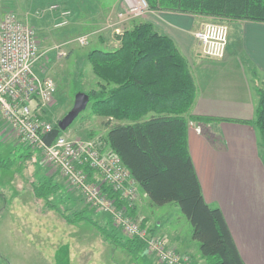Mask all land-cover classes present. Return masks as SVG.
<instances>
[{
	"label": "trees",
	"instance_id": "16d2710c",
	"mask_svg": "<svg viewBox=\"0 0 264 264\" xmlns=\"http://www.w3.org/2000/svg\"><path fill=\"white\" fill-rule=\"evenodd\" d=\"M147 2L154 10L201 14L225 21L264 22V0ZM60 11L59 8L52 13L60 15ZM115 37L118 41L116 48H95L86 54L93 73L98 77V89L86 91L88 105L92 114L104 118L107 127L105 137L99 138L102 146L109 147L119 156L152 204L177 203L191 224L192 238L198 242L204 264H245L221 209L205 200L189 152V120L211 122L224 119L192 113L197 96L196 81L187 58L172 38L157 32L150 22L137 19ZM251 75L255 76V72L252 71ZM256 92L257 103L251 122L227 120L253 124L259 132L260 144L264 146V86H257ZM10 166L8 159L0 157V168ZM85 169L92 179L93 170ZM46 183L56 190V185ZM38 186L34 185V194L45 198L46 193L36 192ZM103 189L114 196L107 186L104 185ZM46 204L52 205L50 202ZM134 213L133 206L129 214L136 215ZM105 216L106 226H100L84 214L71 218L62 214L68 222L86 219L108 244L123 248L131 258L138 260L146 251L144 240L124 236L112 226L110 217ZM146 222L147 218H144L141 225L145 226ZM149 232L154 233L153 229ZM117 233L124 239L117 237ZM191 264L198 263L191 260Z\"/></svg>",
	"mask_w": 264,
	"mask_h": 264
},
{
	"label": "rangeland",
	"instance_id": "374dc122",
	"mask_svg": "<svg viewBox=\"0 0 264 264\" xmlns=\"http://www.w3.org/2000/svg\"><path fill=\"white\" fill-rule=\"evenodd\" d=\"M121 1L5 0V10L1 15L9 11L17 12L28 26L35 28L39 41V58L35 71L41 77L52 79L56 86L53 100L42 110L46 120L55 124L56 120L65 116L72 107L77 92L86 93L90 89H98V77L93 73L91 64L86 58L87 52L95 48L103 50L116 48L112 44L115 35L120 34L125 28H130L136 20L135 18L140 17L134 16L124 22H116ZM55 3L59 4L60 10L70 11L68 21L64 25H56L61 21V17L59 13H52L51 5ZM19 6L21 10L16 9ZM205 22L206 24H227L225 20L214 17L207 18ZM117 26L123 29L120 32L114 31ZM82 36L85 37V44H80L76 39ZM31 108L37 110L34 103ZM106 133L105 120H100L92 114L89 105L62 131L63 136L68 139L104 138ZM260 146V150L264 153V146ZM0 157L4 160L7 158L11 162L10 168H0V194L6 201L8 212L10 210L15 216L28 215L31 218L30 224L23 227L24 223L17 219L14 220L9 213L10 222L6 224V227L4 225L0 228V235L6 236V244L11 250L22 252L24 259L13 255L11 251L15 259L6 258L5 264H45L46 260L48 264H131L133 262L146 264L144 257L134 260L125 255L126 251L123 248L114 245L113 248L118 253L111 257L107 251L108 247L112 245L108 244L98 230L86 219L75 221V223L80 222L77 225H73L74 222L62 220V214L69 218L76 214H84L91 217L100 226H106L107 217L106 213L104 215L88 204L86 206L82 196L72 187L69 190L71 194L68 196L63 193L61 188L56 187L55 190L48 183L45 184L40 177L41 169L44 166L50 169L51 175L61 176V174L46 164L40 149L20 144L13 138L9 126L1 124V122ZM36 167L37 175H34L31 172ZM34 185H39L35 188L36 192L46 193L47 196L45 198L38 197L34 191L33 197L29 193L27 194V189L34 188ZM47 202H50L54 207L46 204ZM29 204L32 207H28ZM33 207L43 208L45 211L42 214ZM144 210L145 213L142 212V214H148L149 219L163 220L165 225H171V229L176 230L177 234L190 245L192 249L189 252L194 256L200 255L198 242L192 238L191 224L177 203L169 202L163 205L150 203ZM138 213L140 215V212ZM130 217L137 221L143 219L142 215L130 214ZM148 227L149 230L153 228ZM109 228H112L111 225ZM154 234L161 237L157 231H154ZM74 236L86 239L77 244L73 241ZM116 236L121 240L124 239L122 234L117 233ZM26 238L27 245L31 242L35 252L27 247ZM24 245L25 247H23ZM165 245L171 248L166 243ZM82 247H84V253H82ZM37 252L43 256V259L36 257ZM177 252L180 251L177 250ZM142 254L146 255L147 253L143 252ZM149 255L153 264H163L153 254ZM193 262L198 263V260L193 258Z\"/></svg>",
	"mask_w": 264,
	"mask_h": 264
},
{
	"label": "crops",
	"instance_id": "0c3cea01",
	"mask_svg": "<svg viewBox=\"0 0 264 264\" xmlns=\"http://www.w3.org/2000/svg\"><path fill=\"white\" fill-rule=\"evenodd\" d=\"M4 2L5 0H0V16L5 10ZM20 8L16 7L17 10ZM17 15L22 19L18 13ZM207 18L211 17L150 9L135 19L150 22L157 32L172 38L187 58L197 86L192 113L224 119L211 122L189 120V152L204 198L211 205L215 204L221 209L245 264H264V153L260 150L259 132L251 123L227 120L251 122L254 119L256 88L259 85L264 86V22L227 20L229 39L225 54L221 58H209L203 55L194 36L195 32L206 24ZM112 44L113 47L118 46L115 37ZM252 71L255 72L253 77ZM0 122L2 124L1 119ZM31 173L37 175V167ZM40 177L45 183L56 185L64 194L70 196L69 190L72 188L65 179L51 175L47 167L41 169ZM33 191V188H29L27 194L33 197ZM137 192L139 200L137 199L138 203L135 201L134 210L137 216L142 215L143 219H148L146 226L153 227V231H157L168 246L189 255L191 260L197 259L198 264H204L201 255L194 256L189 252L192 248L176 230L171 229V225H165L163 220L149 219L148 214H142L151 202L138 185ZM28 207L32 205L29 204ZM34 209L42 214L45 211L43 208ZM9 213L14 220L23 222V227L31 222L28 215L15 216L10 210L8 212L6 201L0 194V228L4 225L6 227L10 222ZM61 219L64 220L62 216ZM5 237L0 235V264H5L6 258L15 259L14 254L23 259L22 252L10 249ZM85 239L80 236L73 237L77 244ZM25 243L27 245V238ZM27 247L32 252L36 251L31 242ZM81 250L84 253V247ZM108 252L111 257L118 253L113 246L108 247ZM124 253L129 257L128 253ZM36 257L43 259L38 252ZM142 257L146 264L154 263L149 253L142 254L139 259ZM45 264H48L47 260Z\"/></svg>",
	"mask_w": 264,
	"mask_h": 264
},
{
	"label": "built area",
	"instance_id": "2783aa9c",
	"mask_svg": "<svg viewBox=\"0 0 264 264\" xmlns=\"http://www.w3.org/2000/svg\"><path fill=\"white\" fill-rule=\"evenodd\" d=\"M59 10L58 4L51 6ZM150 10L147 0H122L116 22L143 16ZM69 10H61V21H68ZM123 28L117 26L114 31ZM203 55L209 58L224 56L229 28L224 23H207L195 34ZM85 44V37L76 38ZM39 58V41L34 27L28 26L14 11L0 16V119L9 126L13 138L25 146L40 149L46 164L58 171L84 202L100 213L108 215L111 224L128 237H138L146 243V251L163 264H191L187 254L165 245L161 237L149 232L141 220L130 217L129 209L137 200V184L121 159L99 138L68 139L58 134L46 145L42 137L54 126L46 120L42 110L50 104L56 86L50 78L35 71ZM35 104L37 110L31 108ZM85 168L93 170L92 179ZM113 192L111 196L103 186ZM124 204H120V203Z\"/></svg>",
	"mask_w": 264,
	"mask_h": 264
},
{
	"label": "water",
	"instance_id": "95a60500",
	"mask_svg": "<svg viewBox=\"0 0 264 264\" xmlns=\"http://www.w3.org/2000/svg\"><path fill=\"white\" fill-rule=\"evenodd\" d=\"M89 102V95L85 92H77L75 94V99L72 107L61 119L57 121V125L52 128L50 131L46 132L42 140L46 145L51 144L55 137L61 132L64 131L78 116V114L84 110Z\"/></svg>",
	"mask_w": 264,
	"mask_h": 264
}]
</instances>
